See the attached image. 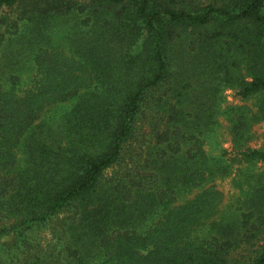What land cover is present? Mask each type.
Listing matches in <instances>:
<instances>
[{"label":"trees","instance_id":"trees-1","mask_svg":"<svg viewBox=\"0 0 264 264\" xmlns=\"http://www.w3.org/2000/svg\"><path fill=\"white\" fill-rule=\"evenodd\" d=\"M2 7L13 21L0 31V55L24 62L0 71V264H264V148L245 145L264 121V0ZM26 70L36 77L19 94ZM224 87L255 96V111L222 105ZM218 116L231 156L203 152ZM126 149L135 159L123 160ZM231 173L237 212L188 239L220 194L174 198Z\"/></svg>","mask_w":264,"mask_h":264},{"label":"rangeland","instance_id":"rangeland-1","mask_svg":"<svg viewBox=\"0 0 264 264\" xmlns=\"http://www.w3.org/2000/svg\"><path fill=\"white\" fill-rule=\"evenodd\" d=\"M218 0H197V2L201 5L207 4V3H215ZM4 15V17L6 19H3L4 22L0 21V31L4 30L6 28V24H11L13 19V12L7 10V8L2 7L0 9V16ZM1 20V19H0ZM60 46H62L60 48L61 53L66 56V57H72L71 53L69 52V50L66 48V46L64 47V45L61 43ZM19 58H14L13 55H10L9 53V49L4 50L3 54L0 55V71H11L13 72V70H15L16 67H20V64H22V62H24V56ZM74 58V57H72ZM75 59V58H74ZM27 71V75H22L21 76V87L22 89H20L18 91L19 94H22L24 90H26L29 85L31 84V82L33 81V79L36 77L34 71L32 70H26ZM248 78V77H246ZM31 86V85H30ZM221 96H222V105H245L248 106V108L251 111H255L256 107H255V103H256V97L255 96H251L247 99H242L240 98V96L236 93V89L231 88V87H224L221 91ZM59 103H52L46 107H44L41 112L38 115V120L43 118V117H47L49 116L54 110H56L59 107ZM37 120V121H38ZM36 121V122H37ZM218 121V125L217 128L215 130V134L213 136V138H209L204 140L203 144H202V148H203V152L207 155H217L220 153V150L223 149L225 150V156H231L234 153V149H232V144H231V136L227 131V122L225 121V119L222 116H218L217 118ZM142 129L145 131H148V127L146 125L142 126ZM251 132H252V137L249 139V141L245 144L246 146L250 147V148H264V121L260 120L254 124H252L251 126ZM133 146H135L136 148V144ZM129 150L126 149L125 152H123V160L126 162H129L130 159H135V156L132 157L134 155V153H128ZM16 160H19V155H17ZM117 166H115L116 168ZM256 168L257 169H261L264 168V161L262 162H257L256 164ZM112 169L108 168L106 169L105 173L107 175H110ZM233 176V173H231L229 176L227 177H215L210 181H206L203 185L194 187L191 189V191L187 192L186 194L183 195H179L178 197L174 198V203H172V205L175 204H181L183 202H185L186 200H190L192 199L196 194H198L199 192H201L203 189L207 188V187H211L214 190H216L219 194H220V198L219 201L216 205V207L214 208V214L212 216H209L207 218H205L204 220L200 221L199 223L195 224L192 226V228L189 230V234H188V239H195V238H201L203 235H206L208 229V223L212 220V219H219L220 216L223 213H226L227 211H236L237 208H229L231 206H233L236 203V200L239 197V191L237 190V188L232 184L231 178ZM237 212V211H236ZM61 215V214H60ZM11 219L8 220V222H10ZM40 238V242L41 244H45L46 241L49 240L50 238V230L48 228H45L42 230V232L39 235ZM242 254L244 255L245 252H242ZM251 255V254H250ZM236 257H238V255L236 254ZM244 259L241 258V262Z\"/></svg>","mask_w":264,"mask_h":264}]
</instances>
